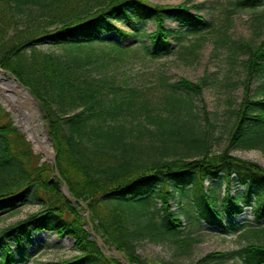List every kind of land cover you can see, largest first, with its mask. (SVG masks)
Instances as JSON below:
<instances>
[{"label":"trees","instance_id":"obj_1","mask_svg":"<svg viewBox=\"0 0 264 264\" xmlns=\"http://www.w3.org/2000/svg\"><path fill=\"white\" fill-rule=\"evenodd\" d=\"M263 3L236 1L250 8ZM147 21L155 25L149 32L141 25ZM209 26L186 3L0 0V67L39 102L54 159L35 154L0 105V214L38 206L0 231V264H24L30 256L26 245L44 231L71 237L77 253L45 264H121L89 238V224L129 263L146 264L136 251L141 240L170 242L187 252L200 242L195 229L205 225L227 235L239 233L242 244L210 252L193 264H264V228L236 221L242 203H254L250 212L256 220L264 218V167L231 154L233 149H264V42L238 46L246 55L240 62L243 91L218 152L210 149L209 126L196 123L194 99L204 78L164 80L155 98L147 87L94 73L130 53L143 64L157 60L199 35L189 44L196 46ZM109 34L119 42L102 39ZM130 37L136 42L122 47ZM42 46L62 47L64 53ZM256 77L263 81L251 95ZM55 171L74 200L48 183L56 179ZM222 186L223 193L217 192ZM85 210L88 219L81 214Z\"/></svg>","mask_w":264,"mask_h":264},{"label":"rangeland","instance_id":"obj_2","mask_svg":"<svg viewBox=\"0 0 264 264\" xmlns=\"http://www.w3.org/2000/svg\"><path fill=\"white\" fill-rule=\"evenodd\" d=\"M158 5H178L186 3L190 10L202 15L207 23L208 29L201 33L202 41H197L198 45L190 47V42L196 36H190L185 41V46L174 53L163 56L157 60L141 63L132 53L122 55V59L107 61L105 66H99L94 70L97 75H114L119 82L137 84L147 87L148 93L155 98L158 97L163 89L162 83H174L183 77L193 82H198L204 78L201 93L195 96V113L198 127L207 128L211 132L210 149L211 151H221L226 144V137L230 123L232 122L231 111L241 100L243 72L241 60L246 55L243 49L238 48L241 41L250 45H258L264 42V3L256 8L240 7L236 5L237 0H148ZM148 32L153 30L155 25L152 21L141 23ZM166 26L175 28L174 22H165ZM107 41L118 43L117 36L113 34L102 37ZM137 39L134 37L126 38L121 41V46L126 47L134 44ZM141 40H145L144 37ZM110 46V45H109ZM109 46H106L108 51ZM140 51L139 46H136ZM41 49L55 54H63L64 50L58 46H42ZM117 53V52H116ZM114 54V53H113ZM4 70V69H3ZM5 71V70H4ZM1 72L7 77V71ZM263 78L256 77L252 84L251 95L263 81ZM40 105V104H39ZM38 105V107H39ZM39 109H42L41 106ZM6 110V109H5ZM7 111V110H6ZM9 118L14 122L18 118L17 114L7 111ZM40 115L36 124V133L41 141L48 142L46 131V120ZM23 121V120H22ZM30 143L35 154L41 155L52 162L43 150L36 151L32 138L28 137L27 132L20 124L15 125ZM49 147L48 144H45ZM231 154L244 160L253 161L264 167V149L262 148H240L231 150ZM233 194L237 189L231 187ZM241 190V188H239ZM224 186L217 189L223 193ZM172 204V203H171ZM242 206V213L236 217V221L244 226H255L264 228V218L256 220L250 212L254 203ZM38 206L30 203L19 206L15 211L0 214V231L37 211ZM174 206L171 207L173 211ZM85 214V212H81ZM194 236L200 242L194 244L193 248L185 252L180 246L170 242H154L141 240L136 244L137 253L145 260L146 264H162L170 261L174 264H193L199 258L210 252H224L238 248L242 244L239 233L223 234L217 229L208 226H201L195 229ZM71 237L58 238L50 232H39L33 235L31 244L26 245L30 255L24 264H45L51 261H61L74 256L76 251ZM105 248V245L102 246ZM109 250L115 251L109 247ZM114 255V254H111ZM119 257V256H115ZM120 260V258H119ZM232 261L227 264H233ZM217 264V263H210ZM224 264V263H223ZM226 264V263H225Z\"/></svg>","mask_w":264,"mask_h":264},{"label":"water","instance_id":"obj_3","mask_svg":"<svg viewBox=\"0 0 264 264\" xmlns=\"http://www.w3.org/2000/svg\"><path fill=\"white\" fill-rule=\"evenodd\" d=\"M2 69L0 68V71ZM7 81H11L13 80L15 83H16V89H12V88H8V87H3L4 91L3 92H0V98H4L3 100L6 101V103L8 104V108L1 102L0 100V104L7 110V111H12L14 112L15 114H18L17 113V108H18V104H16V102L18 101V103L22 102L23 100L24 101H28V99H30V101L38 106L39 105V102L36 100V98L30 93L29 89L23 85V83H21L13 74H8L7 73ZM23 93V94H21ZM21 96H25V98L21 97ZM40 107V105H39ZM38 107V108H39ZM39 113L42 115L43 114V111L41 109H39ZM18 116V115H17ZM19 120L20 118L18 117L16 119V121H14V125H17L19 124ZM47 123V121H46ZM48 130V123L46 124V131ZM41 141V140H40ZM43 152L44 154L49 157L51 160H53V157L50 153V151L46 150V149H43ZM56 176H57V179H54V178H50L48 180V183L49 184H52L56 189L60 190L63 192V194L67 197V198H70L72 200H74L73 197H71L69 195V192H68V188H67V185L65 184V182L61 181L60 178H59V175L58 173L56 172L55 173ZM85 215L86 217L88 218V211L86 210L85 211ZM90 226V229H91V234L89 235V238L93 239L95 238L96 239V242L98 244V246L100 247V249L102 250H105V253L106 254H114L115 256H119L121 258V262L122 264H130L128 261H126L125 259H123L122 255L118 252H114L112 253L111 251H109L107 249V246L105 245V249L102 247L104 245L102 239L100 236H98L97 234H95L93 232V228H92V225L89 224ZM131 264H135V263H131Z\"/></svg>","mask_w":264,"mask_h":264},{"label":"bare ground","instance_id":"obj_4","mask_svg":"<svg viewBox=\"0 0 264 264\" xmlns=\"http://www.w3.org/2000/svg\"><path fill=\"white\" fill-rule=\"evenodd\" d=\"M3 87H8L17 90L16 83L13 80L8 82L6 76L0 71V92L4 91ZM23 98H25V96ZM3 99L0 98L1 102L8 108V104ZM16 104H18L17 115L20 118L19 124L22 128L25 129L28 137L32 138L35 150L41 151L43 149H46L50 151L49 147H46L45 145L47 142L40 141L41 138L36 133V124L40 123V121L37 120V117L40 116L38 106L34 105L30 101V99H28V101L23 100L20 103H18L17 101Z\"/></svg>","mask_w":264,"mask_h":264}]
</instances>
